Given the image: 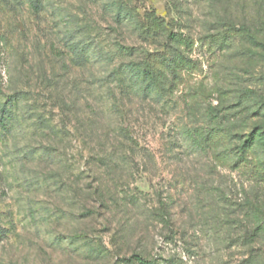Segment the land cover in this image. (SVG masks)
Returning a JSON list of instances; mask_svg holds the SVG:
<instances>
[{
    "label": "rangeland",
    "instance_id": "374dc122",
    "mask_svg": "<svg viewBox=\"0 0 264 264\" xmlns=\"http://www.w3.org/2000/svg\"><path fill=\"white\" fill-rule=\"evenodd\" d=\"M174 35L171 92L127 88ZM208 108L230 156L264 133V0H0V264H264V182L183 138Z\"/></svg>",
    "mask_w": 264,
    "mask_h": 264
},
{
    "label": "trees",
    "instance_id": "16d2710c",
    "mask_svg": "<svg viewBox=\"0 0 264 264\" xmlns=\"http://www.w3.org/2000/svg\"><path fill=\"white\" fill-rule=\"evenodd\" d=\"M152 21L146 29L147 33H156L159 30V24L157 19L153 16ZM172 48L169 52H154L147 53L141 63L137 65H131L127 69V76L129 78V85L127 88H137L139 94L142 96H156L161 93H170L173 83L170 84L166 81L167 71L171 75H175L182 70L186 63V57L180 49L175 45L178 43V37L174 35L171 37ZM175 45V46H174ZM5 108L1 109V114L5 113ZM216 108H208L206 116L207 119H213V122H217L218 126L202 127L196 130L186 129L183 131V138L190 142V145L197 150L211 149L218 152L222 160L229 164L234 158L235 164L238 167L247 168L249 166L250 172L256 176L257 182H264V163L259 162L257 159V153L255 146L257 141H254V135L258 138L264 136V133L260 131L257 134H249L248 139L239 147L234 148L231 156L228 155L231 143V130L226 125H221L219 121H215L218 118ZM3 123V116L0 117V122ZM223 124V123H222ZM258 140V139H257ZM233 150V149H232ZM261 210V209H258ZM258 231L264 232V220L259 221ZM135 258V257H134ZM137 264H150L140 256L136 258Z\"/></svg>",
    "mask_w": 264,
    "mask_h": 264
}]
</instances>
